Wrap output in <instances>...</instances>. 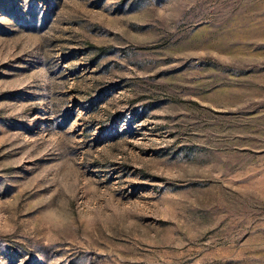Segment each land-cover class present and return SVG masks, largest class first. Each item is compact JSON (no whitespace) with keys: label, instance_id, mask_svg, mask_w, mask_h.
Wrapping results in <instances>:
<instances>
[{"label":"rangeland","instance_id":"rangeland-1","mask_svg":"<svg viewBox=\"0 0 264 264\" xmlns=\"http://www.w3.org/2000/svg\"><path fill=\"white\" fill-rule=\"evenodd\" d=\"M0 264H264V0H0Z\"/></svg>","mask_w":264,"mask_h":264}]
</instances>
